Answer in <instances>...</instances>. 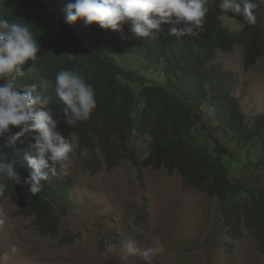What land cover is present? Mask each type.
<instances>
[{"label":"trees","instance_id":"1","mask_svg":"<svg viewBox=\"0 0 264 264\" xmlns=\"http://www.w3.org/2000/svg\"><path fill=\"white\" fill-rule=\"evenodd\" d=\"M221 2L213 0L197 36H171V27L183 25L164 23L155 39L135 38L130 23L123 32L98 22L85 25L83 19L68 23L62 0H0V9L28 23L39 40V58L29 68L38 85L47 84L46 95L53 98L54 77L62 69L79 71L93 85L97 107L88 121L69 125L64 104L52 113L57 131L76 142L79 152L88 150L89 168L99 170L102 157L109 168L129 161L141 179L148 168L178 171L188 186L219 197L224 223L235 237L246 214L264 250V188L241 181L246 167L264 169V113L247 119L233 95L235 73L214 63L218 52L236 47L244 48L247 68L264 57V2L255 10L256 24L238 30L225 24ZM23 150L14 152L19 161ZM61 167L59 178L50 175L35 195L11 180L0 195L33 218L45 235L59 234L69 208L71 182ZM17 170L25 178L32 171L26 162ZM137 223L147 230L146 207ZM113 231L108 230L106 242Z\"/></svg>","mask_w":264,"mask_h":264},{"label":"rangeland","instance_id":"2","mask_svg":"<svg viewBox=\"0 0 264 264\" xmlns=\"http://www.w3.org/2000/svg\"><path fill=\"white\" fill-rule=\"evenodd\" d=\"M225 24L234 30L246 21L241 14L222 10ZM213 63V62H212ZM214 63L235 73L233 95L247 119L264 113V57L246 67L245 50L218 52ZM71 161L61 167L69 176V208L59 234L45 235L9 198L0 203V264H144L127 256L122 241L133 238L140 248L158 236L164 251L153 264H264L258 231L241 216V234L235 237L225 225L219 197L188 186L178 171L151 168L140 173L123 162L109 168L99 157L95 171L87 165L88 150L74 142ZM76 150V151H75ZM242 182L264 188V169L245 168ZM146 207L149 225L137 223ZM114 228L106 242L108 230Z\"/></svg>","mask_w":264,"mask_h":264},{"label":"clouds","instance_id":"3","mask_svg":"<svg viewBox=\"0 0 264 264\" xmlns=\"http://www.w3.org/2000/svg\"><path fill=\"white\" fill-rule=\"evenodd\" d=\"M212 2L62 0L60 10L68 23L83 19L85 25L98 22L103 29L121 32L124 24L130 23V31L137 39L157 38L164 23L183 25L173 26L168 32L181 38L197 36L203 31ZM260 2L264 0H222L219 8L241 14L247 24L255 25V10L260 7ZM65 3H68L66 16L62 13ZM23 22L8 17L0 9V195L7 188L6 180L27 185L35 195L43 188L41 182L48 180L50 175L59 178L57 165L63 166L70 154L74 155V146L71 138H65L57 131L55 110H63L64 104L67 123L76 127L77 122L88 121L97 107L93 85L77 70L57 72L53 98L45 94L47 84L38 85L34 70L29 68L30 61L38 60L41 45L29 24ZM55 101L57 104L52 106L51 102ZM19 147L24 149L22 161L14 157ZM24 162L32 170L27 178L17 170L19 166L24 167ZM122 245L127 256H138L144 264H153V256L164 251L158 236L152 237L151 246L147 248H140L133 238H126Z\"/></svg>","mask_w":264,"mask_h":264},{"label":"bare ground","instance_id":"4","mask_svg":"<svg viewBox=\"0 0 264 264\" xmlns=\"http://www.w3.org/2000/svg\"><path fill=\"white\" fill-rule=\"evenodd\" d=\"M76 140V139H75Z\"/></svg>","mask_w":264,"mask_h":264}]
</instances>
